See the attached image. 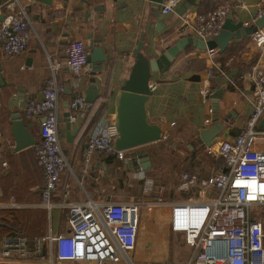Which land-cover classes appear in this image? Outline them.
<instances>
[{
  "label": "crops",
  "instance_id": "obj_1",
  "mask_svg": "<svg viewBox=\"0 0 264 264\" xmlns=\"http://www.w3.org/2000/svg\"><path fill=\"white\" fill-rule=\"evenodd\" d=\"M10 1L0 0V14L7 12L6 4ZM167 1L54 0L47 5L33 0L27 7L32 22L27 50L8 57L0 41V71L5 81L4 85L0 83V239L9 227L28 235L68 230L69 202L91 198L102 206L108 201L150 200L159 196L168 201L182 199L166 191L159 193L158 177L169 182L170 176L180 171L207 177L220 169L221 158L212 156L209 147L200 144L198 138L202 129L214 124V115L229 120L214 148L246 126L252 104L250 82L244 75L256 65L264 66V47H258L251 35L232 40L223 52L190 45L179 53L168 70L152 72L148 117L150 122L161 126L163 137L140 147L148 150L146 157L151 168L143 170L142 163L135 165L129 151L127 161L100 151L94 152L90 161L85 159L87 141L99 119L106 113L113 114L115 119L117 96L131 74L135 51L141 42V51L151 57L171 45L180 34L194 33L197 16L222 5L229 4L227 18L242 21L244 27L264 15V0H195L196 4L183 15L178 9L187 0L165 13ZM186 18L191 24L185 26ZM74 39L85 40L90 52V41L101 39L106 60L98 73L100 97L94 104L73 111L64 105L65 93L60 95L59 138L68 166L52 193L54 205L50 210L42 204L45 175L35 148L15 150L11 116L19 114L37 143L41 140L42 117L28 115L26 106L30 99L42 98L43 86L53 76L50 57L62 63L56 73L58 83L64 89L71 84L69 102L77 94L85 98L91 66L83 73L76 91L75 77L66 65L67 46ZM205 87H210L213 93L225 88L217 112L213 99L202 94ZM210 107H214L213 114ZM67 112L77 126L75 131L68 125ZM207 118L210 123H206ZM143 156L140 160L146 158Z\"/></svg>",
  "mask_w": 264,
  "mask_h": 264
},
{
  "label": "built area",
  "instance_id": "obj_2",
  "mask_svg": "<svg viewBox=\"0 0 264 264\" xmlns=\"http://www.w3.org/2000/svg\"><path fill=\"white\" fill-rule=\"evenodd\" d=\"M32 1L11 0L6 4V18L0 26L5 56L27 50L32 35L27 7ZM181 1L168 0L163 11H173ZM229 9V4L222 5L197 16L194 33L204 41L216 35ZM188 24L191 20L186 18L185 26ZM251 37L258 47H264L262 28ZM66 52V65L75 77L73 89L77 91L83 73L91 66V52L82 39L69 41ZM61 66L60 61L50 57L53 76L45 82L42 98H32L26 106L28 115L42 117L41 140L34 148L45 175L42 204L50 210L54 205L52 193L68 166L59 138L60 95L65 89L58 83L56 73ZM244 79L250 82L252 104L246 126L235 137L221 141L217 148L209 147L212 156L221 158L220 169L207 177L182 174L178 188L188 191L185 197L173 201L163 196L108 201L102 206L91 198L69 202L68 230L28 235L9 229L0 239V264H134L132 254L139 245L145 206L162 208L170 229L184 235L192 248L188 264H264V219L252 211L254 205H264V127L260 126L264 118V66H254ZM202 94L209 99L213 91L205 87ZM86 105L81 94L70 102L73 111L83 110ZM210 121L206 119V123ZM116 136L114 115L106 113L89 136L86 161L96 151L127 161L126 151L114 146ZM157 188L159 193L165 189L159 184Z\"/></svg>",
  "mask_w": 264,
  "mask_h": 264
},
{
  "label": "water",
  "instance_id": "obj_3",
  "mask_svg": "<svg viewBox=\"0 0 264 264\" xmlns=\"http://www.w3.org/2000/svg\"><path fill=\"white\" fill-rule=\"evenodd\" d=\"M41 3L50 5L54 0H37ZM163 3L164 0H157ZM196 4L195 0H187L180 8L178 13L183 15L187 9ZM6 18V14H0L1 22ZM264 27V15L256 19L255 24L244 27L242 21L236 22L233 18H226L220 31L204 41L194 33H182L174 42L161 50L156 52L153 56H146L142 51L143 42L139 44L135 51L136 61L132 68L131 74L126 82L121 86L120 92L116 99V113L115 124L117 127V136L114 141V146L117 150L129 151V155L135 165L142 163L143 170L151 168V161L147 155L146 148H140L146 144L156 142L162 139V128L158 123H152L148 117V103L153 90L150 86L152 72H164L169 69L171 63L175 58L185 50L188 46L192 45L200 50H215L223 52L227 49L230 42L236 38L240 39L247 35H251L259 28ZM90 46L92 52L89 55V62L91 70L88 78V88L85 91L86 104H94L100 97L99 88L100 81L98 73L101 71V63L106 60L104 52L103 41L91 40ZM232 76V75H231ZM0 83L4 85L5 81L0 71ZM225 88H220L211 96L213 98V106L217 112L219 108V99H222ZM66 95L65 106L69 107V96L72 94L71 84H68L65 91ZM213 107V110H214ZM19 114L11 116L12 133L15 140V150L20 151L28 147L35 146L37 140L29 133V126L23 122ZM68 125L70 124L73 130H76V124L71 121V113H66ZM214 124L200 131L198 141L200 144L211 147L216 142V139L224 134L226 130L225 123L229 120H220L219 117L213 116ZM264 127V118L260 123ZM144 160H140L144 157Z\"/></svg>",
  "mask_w": 264,
  "mask_h": 264
},
{
  "label": "rangeland",
  "instance_id": "obj_4",
  "mask_svg": "<svg viewBox=\"0 0 264 264\" xmlns=\"http://www.w3.org/2000/svg\"><path fill=\"white\" fill-rule=\"evenodd\" d=\"M180 172L173 177L170 176L169 182L165 181V179L163 180L162 177H158V183L171 196L183 198L188 194V191L178 188L182 174ZM252 211L253 214L259 215L264 219V205H254ZM144 213L139 245L133 253L134 255L132 254L134 264H188L192 248L186 243L182 233L174 232L170 229L167 215L163 212V209L145 206ZM109 264L126 263L113 262Z\"/></svg>",
  "mask_w": 264,
  "mask_h": 264
},
{
  "label": "flooded vegetation",
  "instance_id": "obj_5",
  "mask_svg": "<svg viewBox=\"0 0 264 264\" xmlns=\"http://www.w3.org/2000/svg\"><path fill=\"white\" fill-rule=\"evenodd\" d=\"M9 228L13 229L12 227H9Z\"/></svg>",
  "mask_w": 264,
  "mask_h": 264
},
{
  "label": "trees",
  "instance_id": "obj_6",
  "mask_svg": "<svg viewBox=\"0 0 264 264\" xmlns=\"http://www.w3.org/2000/svg\"><path fill=\"white\" fill-rule=\"evenodd\" d=\"M212 11H213V10H212ZM212 11H211V12H212ZM207 14H208V13H207Z\"/></svg>",
  "mask_w": 264,
  "mask_h": 264
}]
</instances>
